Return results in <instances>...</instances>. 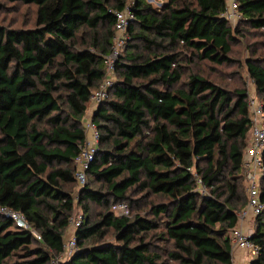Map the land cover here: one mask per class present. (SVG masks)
Listing matches in <instances>:
<instances>
[{"label": "trees", "instance_id": "trees-1", "mask_svg": "<svg viewBox=\"0 0 264 264\" xmlns=\"http://www.w3.org/2000/svg\"><path fill=\"white\" fill-rule=\"evenodd\" d=\"M8 1L34 6L35 20L0 24V208L20 211L40 239L0 213V264H51L77 207L78 249L60 264H232L231 232L248 200L250 96L191 66L235 60L246 28L264 44V0H238L236 25L223 17L227 0L133 1L116 83L93 115L99 149L79 189L84 116L128 0ZM250 50L245 67L264 104V54ZM260 192L264 201V177ZM119 203L128 215L115 214ZM255 219L252 264H264V212Z\"/></svg>", "mask_w": 264, "mask_h": 264}, {"label": "built area", "instance_id": "built-area-1", "mask_svg": "<svg viewBox=\"0 0 264 264\" xmlns=\"http://www.w3.org/2000/svg\"><path fill=\"white\" fill-rule=\"evenodd\" d=\"M115 35L113 50L106 60V75L96 90L90 97V103L94 107L93 112L84 118V127L86 131V139L81 147L79 154L75 158L76 172L75 177L78 189L84 187L87 181V170L89 169L96 153L99 149L100 132L93 121V115L98 107L108 100L110 91L116 83L115 63L119 56V49L123 48L127 41V29L135 19V13L131 5H127L124 9L115 12ZM223 17L231 24L236 25L240 19L238 0H227V5L223 13ZM250 125L251 131L248 145L244 150L243 172L246 182L247 205L244 209L237 213L238 224L231 232V240L233 250L240 249L249 253L251 260L258 256V247L252 241V234L246 230V225L250 218H255L264 212V201L261 199L260 181L264 177V104L257 96L249 97ZM194 177L197 183V190L202 194H208L202 178L195 173ZM77 194V193H76ZM113 211L118 216L128 215L129 209L126 203H119L113 206ZM0 213L10 218L14 222L16 229H25L31 231L37 238L40 235L36 233L32 226L26 221L24 215L20 211L13 210L8 207H1ZM84 214L81 213L77 217H71L69 225L66 229L65 240L62 253L51 260V264H60L62 261L70 258L78 249L75 232L83 223Z\"/></svg>", "mask_w": 264, "mask_h": 264}, {"label": "rangeland", "instance_id": "rangeland-1", "mask_svg": "<svg viewBox=\"0 0 264 264\" xmlns=\"http://www.w3.org/2000/svg\"><path fill=\"white\" fill-rule=\"evenodd\" d=\"M134 0H128V4L131 5ZM154 7L159 8L163 0H147ZM35 20V7L24 5L19 2H9L8 0H0V24L12 27V28H22V27H32ZM247 37L241 38L236 36V41L232 45L231 57L235 60L228 64L215 65L208 61H198L195 65L191 66L194 71H199L205 77L213 80L215 83L221 84L228 87L229 89L242 88L246 89L249 96H257L255 86L252 79L247 73L245 67V62L248 57L251 56L250 47L255 45L258 50V54H264V44L263 37L256 32H251L248 28ZM128 39V33H127ZM128 41H130L128 39ZM127 43L123 48L119 49V56L125 50ZM252 49V48H251ZM118 56V58H119ZM117 58V60H118ZM116 78V73H114ZM91 114V112H89ZM89 114V115H90ZM85 118V117H84ZM88 118V117H86ZM250 135L248 134L247 137ZM78 187V185H77ZM78 189V188H77ZM77 197V194L75 198ZM100 208L94 206L92 213V220L99 219ZM82 213L81 209L77 207L73 213V217H77ZM256 229V219L250 218L246 225V230L250 234H253ZM111 239V238H110ZM15 261L21 262L20 259H15ZM237 264V263H235Z\"/></svg>", "mask_w": 264, "mask_h": 264}, {"label": "crops", "instance_id": "crops-1", "mask_svg": "<svg viewBox=\"0 0 264 264\" xmlns=\"http://www.w3.org/2000/svg\"><path fill=\"white\" fill-rule=\"evenodd\" d=\"M94 107L92 106V104H90L88 111L86 113V115L84 117H88L89 116V112H93ZM233 263L232 264H247L249 263V261L251 260L249 253L240 250V249H235L233 250Z\"/></svg>", "mask_w": 264, "mask_h": 264}]
</instances>
